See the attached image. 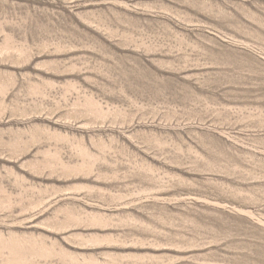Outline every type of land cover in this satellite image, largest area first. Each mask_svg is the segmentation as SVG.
I'll use <instances>...</instances> for the list:
<instances>
[{"label":"rangeland","instance_id":"374dc122","mask_svg":"<svg viewBox=\"0 0 264 264\" xmlns=\"http://www.w3.org/2000/svg\"><path fill=\"white\" fill-rule=\"evenodd\" d=\"M0 264H264V0H0Z\"/></svg>","mask_w":264,"mask_h":264}]
</instances>
